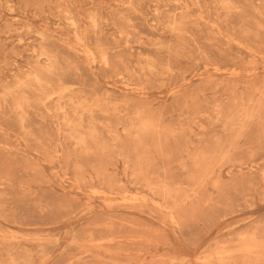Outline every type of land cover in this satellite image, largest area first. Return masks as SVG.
Listing matches in <instances>:
<instances>
[{"label":"rangeland","instance_id":"rangeland-1","mask_svg":"<svg viewBox=\"0 0 264 264\" xmlns=\"http://www.w3.org/2000/svg\"><path fill=\"white\" fill-rule=\"evenodd\" d=\"M0 264H264V0H0Z\"/></svg>","mask_w":264,"mask_h":264},{"label":"bare ground","instance_id":"bare-ground-1","mask_svg":"<svg viewBox=\"0 0 264 264\" xmlns=\"http://www.w3.org/2000/svg\"><path fill=\"white\" fill-rule=\"evenodd\" d=\"M121 37V36H120Z\"/></svg>","mask_w":264,"mask_h":264}]
</instances>
